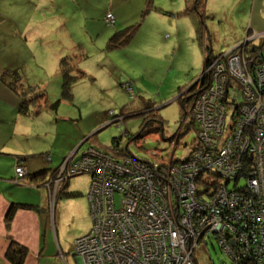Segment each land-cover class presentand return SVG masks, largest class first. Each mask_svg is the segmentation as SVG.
Listing matches in <instances>:
<instances>
[{
  "label": "rangeland",
  "instance_id": "374dc122",
  "mask_svg": "<svg viewBox=\"0 0 264 264\" xmlns=\"http://www.w3.org/2000/svg\"><path fill=\"white\" fill-rule=\"evenodd\" d=\"M187 2L190 1L152 0L160 12L147 7L146 0H0V66L12 63L22 82L44 92L49 103L60 99L55 111L43 108L37 114L22 115L17 112L19 96L4 83L7 79L0 80V147L3 145L6 151L0 155V165L4 175L14 173L17 161L8 153L19 157L38 154L45 164L49 163L47 169H53L63 157L77 154L76 149L68 154V149L82 136L89 138L81 144L79 153L89 144L107 149L118 140L120 148L141 160L164 163L172 153L174 159L183 158L198 134L193 123L186 129L193 122L191 105L195 93L185 105L187 116L182 118L178 96L190 95L186 89L201 76L204 63L219 62L228 53L233 56L239 51L240 55L254 44V36L247 32L241 41L231 45L237 38L232 32L246 28L240 17L245 0H206L203 23L207 36L203 44L208 52L196 39L191 17L179 13ZM107 13L115 17L113 24L105 21ZM132 25L137 29L127 43L108 45L114 33ZM259 37L264 39V33ZM66 56H73L74 67L85 73L73 83L70 100L60 97L59 63ZM237 63L240 68H232L235 74L243 69L242 61ZM232 70L228 65L230 76ZM199 82L200 79L195 84L197 88ZM226 83L232 84L230 80ZM147 101L153 103L157 114L149 113L145 118L155 128L159 126L157 120L162 119L163 127L152 128L137 139L145 111L142 105ZM111 113L122 115L116 121ZM175 132L177 137L180 135L176 145V136L169 139ZM20 144L36 152H21ZM90 178L79 173L71 176L66 185L58 186L53 180L49 191L55 198L49 203L44 183H22L13 192L16 197L45 206L51 224L47 229L56 231L60 241L70 248L69 243L90 228ZM61 190L63 194L57 196ZM116 200L118 203V195ZM192 255L195 264H235L212 237Z\"/></svg>",
  "mask_w": 264,
  "mask_h": 264
},
{
  "label": "built area",
  "instance_id": "2783aa9c",
  "mask_svg": "<svg viewBox=\"0 0 264 264\" xmlns=\"http://www.w3.org/2000/svg\"><path fill=\"white\" fill-rule=\"evenodd\" d=\"M114 20L105 15L107 23ZM225 59L202 71L191 105L198 134L183 158L145 161L90 145L48 174L49 189L53 180L58 186L75 174L91 177V226L73 241L80 264H195L192 251L209 236L234 260L264 264V63L248 60L253 87L242 53ZM239 85L241 100L228 94ZM244 170L246 187L226 189Z\"/></svg>",
  "mask_w": 264,
  "mask_h": 264
},
{
  "label": "trees",
  "instance_id": "16d2710c",
  "mask_svg": "<svg viewBox=\"0 0 264 264\" xmlns=\"http://www.w3.org/2000/svg\"><path fill=\"white\" fill-rule=\"evenodd\" d=\"M188 1H190V2H187L185 8L182 11H180L179 13L184 14V15H189L193 18V21L195 23L194 29H195L196 39H197L199 45L202 47V49H204V50L206 49V51L208 52L209 48H207V45H206V47H204L205 44H203L204 38L207 36V28L205 27V25L203 23V19L205 18V9H204L205 4L204 3L206 2V0H188ZM146 4H147V7H152L156 10L161 11V9L153 7L152 0H146ZM136 29H137V27L132 25V26L127 27L124 30H121V31L114 33L113 36L111 37L110 43L108 45L111 47L112 46L114 47V46H117V45H120L123 43H127L130 40V38L133 36ZM251 44H253V43H251ZM253 45H248V47H249L248 49L243 48L244 50H242L241 53L245 57V60L247 61V64H248V67L250 68L251 77L255 80V84L253 85V87H255L256 84L258 85L257 79L254 76L255 67L253 65L249 66L248 60H251V58H255L256 60L259 61L260 64L264 63V56H263V52H262L264 45L263 46H260L259 44L254 45L258 50L254 49ZM73 62H74L73 56H66V57L61 58L60 63H59V72L61 74V79H62L61 86H60V97H61V99L70 100L72 97L71 89H72L73 83L76 82L78 79H81L82 77L85 76V73L83 71L74 67ZM207 65H208V63H204L203 68L207 67ZM75 70L77 71L76 73H74ZM4 79H7L8 81L5 82ZM0 80L4 81V83L9 85L10 89L14 90L16 92V94L19 96L18 107H17V112L19 114H22V115H27L30 113L37 114L40 111V109H43V108H49V109H52L54 111L57 109V106L60 102V99H57V100L49 103L44 92H42L40 90L37 91L34 87L27 85V84H24L22 82V76L20 75L18 68H15V67L4 68L0 72ZM195 84L192 88H190L189 90H186V91L192 92L194 94L195 91L197 90V87L195 86ZM125 85L128 86V83H126ZM232 91L234 93H232ZM228 94H232L235 98H237L238 100H241L243 95H244L243 94V85H242V87L240 85L236 86L235 88L230 87V89L228 90ZM189 99H190L189 97H183V94H181L177 98V100L179 101V104H180V108H181L180 118H182L184 115H186L185 105H186L187 101H189ZM39 100H42L41 104L38 103ZM31 106L34 108H32ZM142 108L145 111H144V113H142V122L140 124L139 133L136 136L137 139L146 135L147 132H151L150 129H152V128L162 130V127H163L162 119H158V120L156 119L157 122L159 123V126H157L155 128L153 126V124L152 125L149 124L150 123L149 122L150 120H148L149 118H145V116L149 115V113L157 114L155 112V110L153 109V103L152 102H150V101L144 102L142 105ZM31 110H32V112H31ZM111 115H112V113H111ZM121 115H122V113H119L117 115H112L113 116L112 118H116L115 120L118 121V117H120ZM192 119H193V115H192ZM112 121H114V120H112ZM116 121H114V122H116ZM191 123L196 125L195 130L197 132L199 126H198V123L196 121H194V119H193V122L190 121L188 123V126H186V129L189 127V125L192 126ZM95 133H96V131L93 134H95ZM176 135H177V132H175L169 139L170 140L173 139V137ZM179 137H180V135L178 137L176 136L175 145L178 143ZM196 137L197 136L194 137V139L192 140V143L195 141ZM88 138L89 137H85L84 140L78 145V150L76 152L77 154L74 156V159L77 158L80 155V153L84 150L85 147L79 153V149H80L81 144L84 141L88 140ZM114 143L115 144H112L107 149L100 148V147L93 145V144H89L88 146H90V145L96 146V147L102 149L104 152H107V153H112V154L118 153V154H120L119 156H125L124 154H126V153L128 155H132V153L129 152L128 150H124V149L119 147V141L118 140H116ZM192 147H193V144H190V147H189L187 153H189V151ZM116 151H118V152H116ZM172 155H173V153H172ZM66 158H67V156L63 157L61 159L59 165L56 168H53V169L44 168V169H40V170H37V171L32 172V173L31 172L28 173L25 166L22 164L20 158L17 157V161H16L15 166H14V173L11 175L9 181L14 185H21L22 183H24L26 185L31 184V185L40 186L44 183L48 174H50V173L53 174ZM176 159L178 160L180 158H176ZM148 160H150V159H148ZM17 167L23 169L24 175L21 176L18 174V172L16 171ZM246 173H247V170L246 171L244 170V174L240 175L235 180H233V181L227 180V182H225L226 189H229V190L234 189V190L238 191V189H240L242 187H246L245 186L246 180H247V178H246L247 175L245 176ZM66 184H64V185H66ZM65 187L66 186H64L63 189ZM62 190L60 191L58 196L60 194H63ZM245 190H246V188H245ZM49 193H50V191L48 188V190H47L48 203H49V201H51V196ZM67 195L75 196L78 194L77 193H67ZM19 208H35V209H38L41 211L43 208V205H39V204L38 205H36V204L32 205V204H29L26 202H12L10 204V206L8 207V209L5 213V216H4V221H5L6 226H8L10 224V221H11L15 211ZM90 226H91V224H90ZM210 237H212L213 239H215L218 242V240L214 236H209L208 238H206V240H204V243H205V244L203 243L204 245H206L207 240H209ZM226 238L228 241L231 240L230 236H227ZM220 248H221V246H220ZM28 253H29V250L26 246L19 244L13 240H10L9 246L5 252V259L10 264H23L25 262V259L28 255ZM227 255L230 257L232 262L235 264H260L259 262H254V261L251 262L250 260L236 261L229 254H227ZM195 262H196V259H195Z\"/></svg>",
  "mask_w": 264,
  "mask_h": 264
},
{
  "label": "crops",
  "instance_id": "0c3cea01",
  "mask_svg": "<svg viewBox=\"0 0 264 264\" xmlns=\"http://www.w3.org/2000/svg\"><path fill=\"white\" fill-rule=\"evenodd\" d=\"M185 6L186 5H182L180 7V11H182ZM181 8L183 9L181 10ZM242 9L243 13L240 17H242V22L246 24L244 25L246 28L243 30L241 27L240 29H242V31L239 33H236L237 30L232 32V34L238 39L235 38L231 45L241 41L247 32H251V34L254 36L252 39L253 43L263 46L264 39L261 37L258 38V35L264 33V0H245V5L242 7ZM206 12L207 11L205 10V13ZM191 19L193 25H195L192 17ZM13 66L14 65L12 63L5 66H0V72L4 68H12ZM1 131H3V129H1ZM80 138H83V141L85 136ZM80 138L70 145L68 154L77 148L82 142H80ZM2 146L0 147V155L6 152ZM20 146L22 150L19 151L21 152H36L35 150L26 149V145L20 144ZM2 151L4 152L2 153ZM8 154L13 155L16 158H20L28 173H32L50 166L48 162L45 164L44 160L38 154L24 155L22 157L16 156L14 153ZM4 171L5 170L3 166L0 165V264H10L5 259V252L9 246L10 240L22 244L28 248L29 253L23 264H80L79 257L75 255L73 251V241L69 243V248L68 244H66L64 240L60 241L56 235V231L53 229H47V225L51 224L48 221L49 212L46 211L45 206H43L41 211L35 208H19L15 211L10 224L8 226L5 225L4 216L12 202H26L32 205L41 204L36 201L23 199L22 197H16L14 194L15 188H18L19 186L14 185L9 181L13 173L4 175Z\"/></svg>",
  "mask_w": 264,
  "mask_h": 264
},
{
  "label": "water",
  "instance_id": "95a60500",
  "mask_svg": "<svg viewBox=\"0 0 264 264\" xmlns=\"http://www.w3.org/2000/svg\"><path fill=\"white\" fill-rule=\"evenodd\" d=\"M201 75H202V73H201ZM200 77L198 79H196L186 90H189L190 88H192L194 86V84L197 83V81L200 79ZM75 149L78 150V147Z\"/></svg>",
  "mask_w": 264,
  "mask_h": 264
},
{
  "label": "flooded vegetation",
  "instance_id": "af4514ba",
  "mask_svg": "<svg viewBox=\"0 0 264 264\" xmlns=\"http://www.w3.org/2000/svg\"><path fill=\"white\" fill-rule=\"evenodd\" d=\"M190 95L188 96L189 98H191L192 96H193V93L192 92H190L189 93Z\"/></svg>",
  "mask_w": 264,
  "mask_h": 264
}]
</instances>
